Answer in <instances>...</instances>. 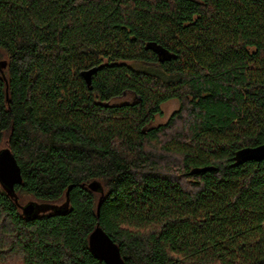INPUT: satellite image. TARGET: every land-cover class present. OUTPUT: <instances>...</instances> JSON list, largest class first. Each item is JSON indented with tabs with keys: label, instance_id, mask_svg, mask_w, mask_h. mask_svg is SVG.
Returning a JSON list of instances; mask_svg holds the SVG:
<instances>
[{
	"label": "trees",
	"instance_id": "trees-1",
	"mask_svg": "<svg viewBox=\"0 0 264 264\" xmlns=\"http://www.w3.org/2000/svg\"><path fill=\"white\" fill-rule=\"evenodd\" d=\"M262 143L264 0H0V264H264Z\"/></svg>",
	"mask_w": 264,
	"mask_h": 264
},
{
	"label": "water",
	"instance_id": "water-1",
	"mask_svg": "<svg viewBox=\"0 0 264 264\" xmlns=\"http://www.w3.org/2000/svg\"><path fill=\"white\" fill-rule=\"evenodd\" d=\"M94 72L95 69H91L85 74L89 84L91 82V75ZM10 151L9 148L0 149V184L10 195H14L15 186L21 183L22 175L20 167ZM234 159L237 164H242L247 161L258 162L264 160V143L239 149ZM88 187L96 192L99 190L100 185L98 182L92 181L88 184ZM99 206L100 203H98V208ZM20 207L24 216L30 217L37 213L36 206L33 202H28ZM88 242L93 255L105 264H123L116 244L98 224L91 232Z\"/></svg>",
	"mask_w": 264,
	"mask_h": 264
},
{
	"label": "rangeland",
	"instance_id": "rangeland-1",
	"mask_svg": "<svg viewBox=\"0 0 264 264\" xmlns=\"http://www.w3.org/2000/svg\"><path fill=\"white\" fill-rule=\"evenodd\" d=\"M131 98L132 97L130 95H124V97H122L121 99L123 101H129V100H131ZM178 106H179V104L176 100H170V101L165 102L162 105L163 114H162V116L155 118L156 123L165 122L166 119L169 117V115L178 109Z\"/></svg>",
	"mask_w": 264,
	"mask_h": 264
}]
</instances>
